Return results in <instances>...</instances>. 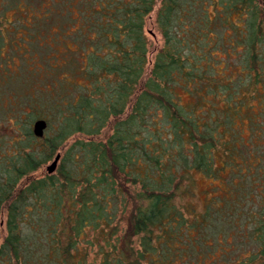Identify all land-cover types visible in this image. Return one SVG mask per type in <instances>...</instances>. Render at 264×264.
Here are the masks:
<instances>
[{"label":"trees","instance_id":"trees-1","mask_svg":"<svg viewBox=\"0 0 264 264\" xmlns=\"http://www.w3.org/2000/svg\"><path fill=\"white\" fill-rule=\"evenodd\" d=\"M0 13V264H264V0Z\"/></svg>","mask_w":264,"mask_h":264},{"label":"rangeland","instance_id":"rangeland-1","mask_svg":"<svg viewBox=\"0 0 264 264\" xmlns=\"http://www.w3.org/2000/svg\"><path fill=\"white\" fill-rule=\"evenodd\" d=\"M7 5H5V8H6ZM1 15V13H0ZM154 16H155V10L154 12L151 14V16L149 18L146 19V22H145V27H144V33L146 35V37L148 38L149 42H150V47H149V54H148V64L146 66V75L149 73V70L151 68V64H152V60H153V54H154V50L157 49L158 47L161 46L162 44V39L160 37V35L157 33V31L155 30V27H154V23H153V20H154ZM8 20H11V12L10 14L8 15ZM129 112V110H126L125 114H127ZM107 133L109 134L108 131L105 132L104 135H102V137H105V135H107ZM51 164V162H49L46 166H44L40 171L36 172L35 176L36 177H40L42 176L44 173H45V168ZM197 193L200 197L201 200L202 199V194H201V190H203L205 188V185L204 184V180H199L197 181ZM5 216H3L1 219H0V242L2 240V238L5 236ZM93 253V251H92ZM92 253H91V256H92Z\"/></svg>","mask_w":264,"mask_h":264},{"label":"water","instance_id":"water-1","mask_svg":"<svg viewBox=\"0 0 264 264\" xmlns=\"http://www.w3.org/2000/svg\"><path fill=\"white\" fill-rule=\"evenodd\" d=\"M46 128V123L42 120H38L34 123L33 125V134L37 138H41L43 136L44 130ZM60 156L56 155L51 164H49L46 168L45 171L47 173H52L54 172L56 165L59 161Z\"/></svg>","mask_w":264,"mask_h":264}]
</instances>
